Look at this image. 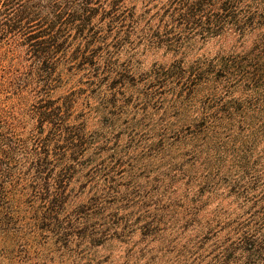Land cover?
I'll return each mask as SVG.
<instances>
[{
	"label": "trees",
	"instance_id": "16d2710c",
	"mask_svg": "<svg viewBox=\"0 0 264 264\" xmlns=\"http://www.w3.org/2000/svg\"><path fill=\"white\" fill-rule=\"evenodd\" d=\"M0 264H264V0H0Z\"/></svg>",
	"mask_w": 264,
	"mask_h": 264
}]
</instances>
